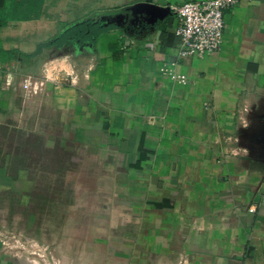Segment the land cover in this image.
Masks as SVG:
<instances>
[{
	"label": "crops",
	"instance_id": "1",
	"mask_svg": "<svg viewBox=\"0 0 264 264\" xmlns=\"http://www.w3.org/2000/svg\"><path fill=\"white\" fill-rule=\"evenodd\" d=\"M191 1L0 0V214L43 216L38 263L264 264V0L181 60L176 18L133 8ZM91 16L95 45L41 48Z\"/></svg>",
	"mask_w": 264,
	"mask_h": 264
},
{
	"label": "built area",
	"instance_id": "2",
	"mask_svg": "<svg viewBox=\"0 0 264 264\" xmlns=\"http://www.w3.org/2000/svg\"><path fill=\"white\" fill-rule=\"evenodd\" d=\"M240 1L202 0L168 7L169 15L178 23L175 35L179 38V58L187 60L218 51L223 45L225 13ZM166 66L162 68L165 73L168 72ZM171 77L177 79L176 75ZM31 86V82H26L24 88Z\"/></svg>",
	"mask_w": 264,
	"mask_h": 264
},
{
	"label": "rangeland",
	"instance_id": "3",
	"mask_svg": "<svg viewBox=\"0 0 264 264\" xmlns=\"http://www.w3.org/2000/svg\"><path fill=\"white\" fill-rule=\"evenodd\" d=\"M43 216L38 215H7L0 214V224L2 225L0 229V237L6 239H13L20 242V245H26L30 242L29 247H15V251H25L28 250V254L33 257V264H41L37 262L39 248L37 246L39 239H51L55 232L53 231H38L37 224L38 219H42ZM43 250V248H42ZM26 253V254H27Z\"/></svg>",
	"mask_w": 264,
	"mask_h": 264
},
{
	"label": "trees",
	"instance_id": "4",
	"mask_svg": "<svg viewBox=\"0 0 264 264\" xmlns=\"http://www.w3.org/2000/svg\"><path fill=\"white\" fill-rule=\"evenodd\" d=\"M37 1H39V6H37L38 10V8L40 7L41 0H29L30 12H34L33 10H35L36 8L34 6V3L36 4ZM35 16H38V12L35 13ZM114 27L115 26L112 24L105 25L104 22L97 16H91L90 18L80 21L77 24L69 26L58 37L53 40H50L46 44H43L41 48L63 47L75 44L95 45L98 41V38L103 33L114 29Z\"/></svg>",
	"mask_w": 264,
	"mask_h": 264
},
{
	"label": "water",
	"instance_id": "5",
	"mask_svg": "<svg viewBox=\"0 0 264 264\" xmlns=\"http://www.w3.org/2000/svg\"><path fill=\"white\" fill-rule=\"evenodd\" d=\"M133 11L145 12V13L149 14L150 16H152L154 18H158V19H163L169 15V9L168 8L160 9L156 6L145 5V4L135 6L133 8Z\"/></svg>",
	"mask_w": 264,
	"mask_h": 264
}]
</instances>
